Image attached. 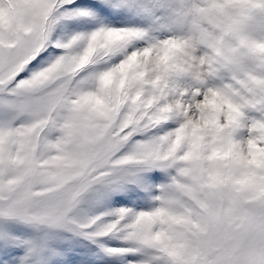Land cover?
I'll return each instance as SVG.
<instances>
[{"label": "snow or ice", "instance_id": "snow-or-ice-1", "mask_svg": "<svg viewBox=\"0 0 264 264\" xmlns=\"http://www.w3.org/2000/svg\"><path fill=\"white\" fill-rule=\"evenodd\" d=\"M0 264H264V0H0Z\"/></svg>", "mask_w": 264, "mask_h": 264}]
</instances>
